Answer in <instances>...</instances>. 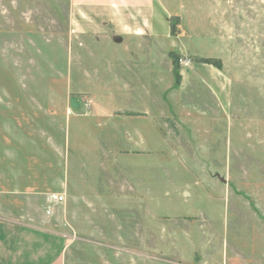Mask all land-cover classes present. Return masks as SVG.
<instances>
[{
  "label": "rangeland",
  "instance_id": "1",
  "mask_svg": "<svg viewBox=\"0 0 264 264\" xmlns=\"http://www.w3.org/2000/svg\"><path fill=\"white\" fill-rule=\"evenodd\" d=\"M157 1L174 26L173 40L159 44L171 46L168 55L190 58L192 65L178 68L182 79L163 99L148 92L135 95L148 117L140 127L156 129L153 139H146L144 154L101 156L102 150L120 148L121 125L98 128L87 100L78 115L70 116L66 134L60 132V111L58 118H49L50 165H58L59 176L70 187L79 184L82 193L73 196L71 189L52 216L44 214V203L41 212L50 229L72 234V225L81 221L98 234L71 239L70 264H124L121 253L106 247L136 250L153 241L168 243L164 228L161 237L153 231V217L161 224L180 215L196 217L188 249L199 250L206 235L218 234L225 246L221 240L215 246L225 249L228 264L237 241L247 250L252 237L257 249L264 247V0ZM160 17V31H165L162 12ZM67 18L68 0H0V98L18 87L105 91L104 77L89 79L88 42L69 34ZM126 47L134 46H120ZM168 63L170 68H159L160 90L174 80L170 56ZM195 69L202 76L199 83ZM112 105L122 109L132 104L118 99ZM109 130L111 140L104 142ZM85 150L94 154L87 156ZM57 179L58 188L47 191L60 192ZM95 194L104 203L87 205L78 199ZM203 216L208 223L200 221ZM125 225L132 231H124Z\"/></svg>",
  "mask_w": 264,
  "mask_h": 264
},
{
  "label": "crops",
  "instance_id": "2",
  "mask_svg": "<svg viewBox=\"0 0 264 264\" xmlns=\"http://www.w3.org/2000/svg\"><path fill=\"white\" fill-rule=\"evenodd\" d=\"M161 12L168 24L165 31H160ZM67 27L73 38H83L88 42L89 79L96 76L98 80L101 77V80L104 77L106 83L101 82L105 83V91L84 88L72 92L70 87H18L8 92L10 96L0 98V109L4 107L0 110V264H70L67 254L70 245L74 244L71 239L98 235L90 223L86 228L81 221L72 225V234L65 230L50 229L41 212L40 205H46L50 193L63 194L66 200L71 189L74 190L73 196L82 193L79 184L70 187L59 176L58 165H50V117L58 118L60 111V132L66 134L70 116L78 115L76 110L87 100L98 128L104 126L107 130L110 125L113 127L114 122L121 125L120 148L116 151L111 149V152L102 150L101 156L107 153L120 158L139 156L144 154L146 139H153L150 135L156 129L148 131L144 125L140 127L148 117L142 115L145 111L140 110L138 103H135L139 102V97L135 95L148 92L160 97V100L169 93L170 88H177L170 69L174 80L165 89H159L163 79L159 68H162V64L170 68L168 51L171 47L164 48L159 42H168L173 38L169 16L157 0H68ZM125 43H131L134 47L121 49L120 46ZM198 71L195 69L193 77L199 83L203 80ZM182 74L189 78L188 73ZM99 94L105 98L101 97L100 100ZM118 99L132 105H125L122 109L113 108V102ZM116 112L124 115L114 118ZM111 130L106 131L104 140H101L110 141ZM132 144L137 146L131 147ZM42 145L46 151L41 148ZM99 152L96 151L98 157ZM84 154L91 156L94 152L85 150ZM55 179H60V192L47 191L58 188ZM78 199L87 205L104 203V199L97 194ZM179 217V220H175L178 218L176 216L163 224L154 217L149 220L159 237L162 234L161 227L164 228L168 243L153 241L152 245L143 244L136 250L126 247L106 249L121 253L124 264H228L230 258L225 249L215 246L219 240L225 246L224 238L220 239L218 234L206 235L205 246L199 250L188 249V240L194 229L192 223L198 219L185 215ZM200 221L208 223L205 216ZM123 230L127 233L132 231L129 225H125ZM203 231L200 229L198 233L203 234ZM262 234L260 239L264 242ZM180 237L185 238V242L181 243ZM248 241L250 245L247 250L241 242L235 243L230 264H264V247L257 249L252 237ZM130 254L133 255L131 263L128 262ZM104 264L109 263L105 261Z\"/></svg>",
  "mask_w": 264,
  "mask_h": 264
},
{
  "label": "built area",
  "instance_id": "3",
  "mask_svg": "<svg viewBox=\"0 0 264 264\" xmlns=\"http://www.w3.org/2000/svg\"><path fill=\"white\" fill-rule=\"evenodd\" d=\"M177 65L180 69L189 68L192 65V60L188 57H179L177 60ZM88 108V103L85 104ZM66 202V197L60 193H50L46 199V205L44 208L45 214L51 216L56 207L64 205Z\"/></svg>",
  "mask_w": 264,
  "mask_h": 264
},
{
  "label": "trees",
  "instance_id": "4",
  "mask_svg": "<svg viewBox=\"0 0 264 264\" xmlns=\"http://www.w3.org/2000/svg\"><path fill=\"white\" fill-rule=\"evenodd\" d=\"M170 32L172 35H174V26L172 25L171 21H170ZM169 56H170L171 61L174 65V68H175V80H176V84L178 85L180 83V75L178 73L179 66L177 65V60H178L179 56L174 55L172 52H170ZM198 62L216 65V63H212L209 60L199 59Z\"/></svg>",
  "mask_w": 264,
  "mask_h": 264
},
{
  "label": "water",
  "instance_id": "5",
  "mask_svg": "<svg viewBox=\"0 0 264 264\" xmlns=\"http://www.w3.org/2000/svg\"><path fill=\"white\" fill-rule=\"evenodd\" d=\"M222 181H223V179H222Z\"/></svg>",
  "mask_w": 264,
  "mask_h": 264
}]
</instances>
